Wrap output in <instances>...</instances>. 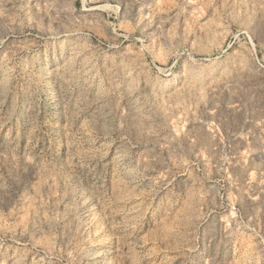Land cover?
Here are the masks:
<instances>
[{
    "label": "rangeland",
    "instance_id": "374dc122",
    "mask_svg": "<svg viewBox=\"0 0 264 264\" xmlns=\"http://www.w3.org/2000/svg\"><path fill=\"white\" fill-rule=\"evenodd\" d=\"M0 264H264V0H0Z\"/></svg>",
    "mask_w": 264,
    "mask_h": 264
},
{
    "label": "bare ground",
    "instance_id": "6f19581e",
    "mask_svg": "<svg viewBox=\"0 0 264 264\" xmlns=\"http://www.w3.org/2000/svg\"><path fill=\"white\" fill-rule=\"evenodd\" d=\"M57 149V148H56ZM60 148L57 150V153L59 152ZM61 151V150H60Z\"/></svg>",
    "mask_w": 264,
    "mask_h": 264
}]
</instances>
